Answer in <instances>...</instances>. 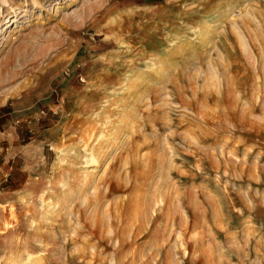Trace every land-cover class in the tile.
I'll return each mask as SVG.
<instances>
[{"label": "rangeland", "instance_id": "obj_1", "mask_svg": "<svg viewBox=\"0 0 264 264\" xmlns=\"http://www.w3.org/2000/svg\"><path fill=\"white\" fill-rule=\"evenodd\" d=\"M0 264H264V0H0Z\"/></svg>", "mask_w": 264, "mask_h": 264}, {"label": "bare ground", "instance_id": "obj_2", "mask_svg": "<svg viewBox=\"0 0 264 264\" xmlns=\"http://www.w3.org/2000/svg\"><path fill=\"white\" fill-rule=\"evenodd\" d=\"M207 2V1H206ZM205 2V3H206ZM203 4V3H202ZM217 5H218V3H217ZM207 7V6H206ZM213 7V6H212ZM214 9V8H213ZM243 9V8H242ZM242 13H243V10L242 11H238V14H234L233 15V17L234 18H236L237 16H240V15H242ZM201 21V20H200ZM205 22V21H204ZM206 24V23H205ZM261 26V25H260ZM194 27V28H193ZM209 27H210V25H209ZM212 27V26H211ZM190 28H193V30H194V34H196V38H199V39H201L202 37H204L205 35H206V32H204V30H203V27H200V26H198V28H197V26H195V25H190ZM187 29H189V28H187ZM209 29V28H208ZM213 30V29H212ZM210 31V30H209ZM178 32V31H177ZM171 34V33H170ZM170 36H172V34L170 35ZM188 37V36H187ZM175 38V37H174ZM179 38V37H178ZM240 38H241V36H240ZM242 39V38H241ZM188 42V41H187ZM207 42V41H206ZM186 43V42H185ZM189 43H190V41H189ZM190 45V44H189ZM187 46V45H186ZM181 47H182V45H181ZM226 55V54H225ZM154 64V63H153ZM155 65V64H154ZM149 67V66H148ZM152 69V68H151ZM107 121V120H106ZM109 121V120H108ZM115 123V122H114ZM101 124V128H103V126H104V124H105V121H103L102 120V122L100 123ZM101 128H100V131L99 132H97L96 133V135H95V131H94V128H92L91 130H89L88 132H87V135L84 137V139H82L83 140V146H84V150H85V152L88 154V157H87V161H86V163H87V165L88 166H91V165H96L97 167L105 160L104 159V154L105 153H101V152H98L97 151V147H96V142H97V140H96V138L98 137V138H100L102 135H104L105 133H103V130H101ZM94 137V138H93ZM92 138H93V141H91L92 140ZM96 140V141H95ZM91 142V143H90ZM93 142H95L94 144H92ZM127 162V161H126ZM126 165V164H125ZM128 166V165H127ZM127 166H125L126 168H127ZM130 171V170H129ZM127 174V173H126ZM129 175V174H128ZM130 179V178H129ZM118 183V182H117ZM114 180H105V182H104V189H105V191L102 193V195H103V197L105 198V199H107V201H108V199L109 198H111L112 197V195L114 194V193H116V192H120V191H123V193H125L126 191H127V189L128 188H126L125 190H122V185H120V184H117ZM129 186V185H128ZM101 190V189H100ZM100 190L97 188V187H95V192L97 193V195L99 194L98 192H100ZM100 195H101V193H100ZM102 197V196H101ZM101 197L99 198V197H97L98 199H101ZM42 201H45L44 199L42 200ZM125 201V200H124ZM123 201V199H122V202H124ZM45 207V206H44ZM100 207V206H99ZM122 207V206H121ZM124 208V207H123ZM156 209V208H155ZM109 211V210H108ZM108 211H105L104 213H105V217L104 218H101V219H99L98 217L97 218H95V219H90V221H88V224H86V225H81V227L80 228H78L77 226L74 228L75 230H74V232L76 233V235L80 232V231H82V230H80V229H82V228H85L86 230V232L88 233V234H97L98 235V233L99 234H101V235H103L104 233L103 232H101V231H103V227L105 228L106 226H104V223L106 222V215L107 216H109V218H110V230L113 228V232L115 233V235L111 238V240L112 241H114L115 239L117 240L116 242L117 243H119L118 244V249H119V251H121L122 249H124L123 247H124V245H126V244H130V243H134L135 241H134V238H135V235H136V231H133L132 232V230H131V227L133 226L132 225V223L131 224H129V225H131L130 227H129V238H130V236L131 235H133V236H131L132 237V239H128V238H124L123 236H125V234H126V230H124V229H122L121 230V226H122V224H120V222H119V220L121 221V223H122V216L123 215H121L122 213H121V211L119 210V208L116 210V212L115 213H113L112 214V212H108ZM48 212H49V210H48ZM45 214H47V209H46V212H45ZM98 214V213H97ZM50 214H48V216H49ZM158 217H159V215H158ZM158 217L156 218V220L158 219ZM90 218H92V217H90ZM108 218V219H109ZM152 218H154V217H152ZM172 218V217H171ZM89 219V218H88ZM118 220V222L117 221H115V220ZM55 221V220H54ZM72 221V219H70V222ZM62 222V221H61ZM75 222V221H74ZM54 223V222H53ZM149 223V222H148ZM76 224L78 225L79 224V222L78 221H76ZM133 224H135V223H133ZM140 224V223H139ZM51 225V224H50ZM49 225V226H50ZM53 225V224H52ZM142 225V224H141ZM67 226V228H68V226H70V225H66ZM124 226V225H123ZM137 226V225H136ZM63 226H61V228H62ZM139 227V226H138ZM54 228V227H53ZM65 228V227H64ZM137 228V227H136ZM140 228V227H139ZM133 229V228H132ZM63 230V229H62ZM139 230H142V227L139 229ZM138 230V231H139ZM105 231V230H104ZM108 231H109V229H108ZM141 232V231H140ZM56 233V232H55ZM95 238V237H94ZM100 238H101V236H100ZM103 239V238H102ZM108 239H109V237H108ZM91 240V239H90ZM110 240V239H109ZM8 243V242H7ZM89 243V242H88ZM96 243H98V242H96ZM95 243V244H96ZM89 244H91V243H89ZM8 245H9V247H12V245L13 244H10V242L8 243ZM98 245V244H97ZM131 245H133V244H131ZM100 247V246H99ZM110 247V246H109ZM89 248H91V251H94L95 250V246H91V247H89V246H86L84 249H89ZM115 248V247H114ZM116 250V249H115ZM98 251H100V250H98ZM94 253V252H93ZM92 253V254H93ZM98 255V254H97ZM93 257V256H92Z\"/></svg>", "mask_w": 264, "mask_h": 264}]
</instances>
